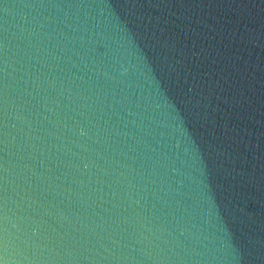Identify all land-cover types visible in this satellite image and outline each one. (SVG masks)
<instances>
[{
  "label": "water",
  "instance_id": "water-1",
  "mask_svg": "<svg viewBox=\"0 0 264 264\" xmlns=\"http://www.w3.org/2000/svg\"><path fill=\"white\" fill-rule=\"evenodd\" d=\"M0 264H264V0H0Z\"/></svg>",
  "mask_w": 264,
  "mask_h": 264
}]
</instances>
